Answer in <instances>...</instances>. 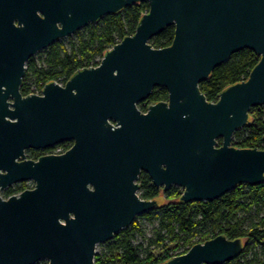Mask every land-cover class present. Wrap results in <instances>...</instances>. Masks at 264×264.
Listing matches in <instances>:
<instances>
[{"label":"water","instance_id":"water-1","mask_svg":"<svg viewBox=\"0 0 264 264\" xmlns=\"http://www.w3.org/2000/svg\"><path fill=\"white\" fill-rule=\"evenodd\" d=\"M139 2L149 10L135 33L98 66L22 94L30 58ZM170 26L171 45L154 48ZM243 49L260 58L248 79L208 101L199 84ZM156 87L168 100L141 111ZM253 107H264V0H0V188L35 182L0 197V264H95L99 244L158 206L137 194L141 171L182 188V203L262 184L264 149L232 144ZM66 142L61 155L26 158ZM244 247L218 235L162 264H224Z\"/></svg>","mask_w":264,"mask_h":264},{"label":"trees","instance_id":"trees-1","mask_svg":"<svg viewBox=\"0 0 264 264\" xmlns=\"http://www.w3.org/2000/svg\"><path fill=\"white\" fill-rule=\"evenodd\" d=\"M147 2L126 7L115 15H106L96 23L78 31L77 38L67 47L61 40L46 48L40 64L33 56L26 63V75L21 92L24 96L41 91L46 83H66L78 70L99 65L105 52L124 37L133 35L144 13ZM175 27H167L150 40L154 48L171 45ZM260 58L250 49L234 53L228 61L216 67L211 76L199 84L210 102L228 86L245 81ZM168 91L156 87L145 102L138 104L146 112L149 104L167 101ZM221 143V141H219ZM233 146L264 149V107L250 110V123L234 133ZM72 146L71 142L63 143ZM27 151L29 158L41 155ZM139 195L145 200H158L157 208L136 217L133 223L116 233L112 240L100 244L95 264H162L185 254L193 245L218 235L228 239H242L245 247L237 258L224 264H264V182L251 186L242 184L213 201L180 202L183 189L177 186L168 191L154 186L143 172L139 178ZM155 223L153 234L146 237L143 221ZM138 237L141 241H138ZM168 252L164 254L163 251ZM170 250V251H169ZM180 252L174 254L176 251ZM37 264H48L43 260Z\"/></svg>","mask_w":264,"mask_h":264},{"label":"flooded vegetation","instance_id":"flooded-vegetation-1","mask_svg":"<svg viewBox=\"0 0 264 264\" xmlns=\"http://www.w3.org/2000/svg\"><path fill=\"white\" fill-rule=\"evenodd\" d=\"M145 102V101H144ZM150 105V104H149ZM148 105V106H149ZM147 106V107H148ZM29 151V150H27ZM27 151H26V154H27ZM37 150H32V152H35ZM40 151V150H38ZM32 156H36L35 153H32ZM40 154V153H39ZM27 156V155H26ZM43 155H39V157H41ZM39 157H34V158H28L26 157L27 159H32V160H37ZM145 172V171H141L140 174H139V178H140V175ZM146 173V172H145ZM138 185H139V189H140V183H139V179H138ZM155 186V185H154ZM35 187V182L33 180H25V181H22V182H17V183H14L10 186H7L6 188H0V197L1 199L3 200H8L9 198L13 197V196H19L21 193H23L24 191L26 190H31V189H34ZM158 188V187H157ZM161 189H163L162 187H160ZM137 194L139 195V190L137 192ZM140 197V195H139ZM141 198V197H140ZM142 199V198H141ZM43 261V260H42ZM46 261V260H45Z\"/></svg>","mask_w":264,"mask_h":264},{"label":"rangeland","instance_id":"rangeland-1","mask_svg":"<svg viewBox=\"0 0 264 264\" xmlns=\"http://www.w3.org/2000/svg\"><path fill=\"white\" fill-rule=\"evenodd\" d=\"M85 28V27H84ZM84 28H82L80 31H83V29ZM77 38V33H74L73 35H71V36H69V37H65V38H63V39H61V41L67 46V47H69V45H70V42L72 41V40H74V39H76ZM44 50H42V51H39L36 55H35V57H36V59H37V61L40 63V64H43V62H42V58H43V52ZM155 223H153V222H148V221H146V220H144L143 221V228H144V230H145V233H146V237H150L152 234H153V231H154V227H155ZM138 241H141V238L140 237H138ZM102 246L99 244L98 246H97V248H96V253L97 252H100L101 250H102ZM170 251V250H169ZM181 250H178V251H176L174 254H176V253H178V252H180ZM163 253L164 254H168V252H165V250L163 251ZM179 256V255H178Z\"/></svg>","mask_w":264,"mask_h":264},{"label":"built area","instance_id":"built-area-1","mask_svg":"<svg viewBox=\"0 0 264 264\" xmlns=\"http://www.w3.org/2000/svg\"><path fill=\"white\" fill-rule=\"evenodd\" d=\"M55 82L59 83L60 85H64V83H61L58 81H55ZM32 94L40 95V94H42V90L41 91L36 90V92L32 93ZM70 148H71V146H64L63 144H59V145H56L55 147H53L51 149L40 150L39 153H41V155H49V154L61 155V154L65 153L67 150H69ZM26 157H28V155Z\"/></svg>","mask_w":264,"mask_h":264}]
</instances>
